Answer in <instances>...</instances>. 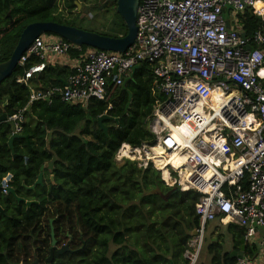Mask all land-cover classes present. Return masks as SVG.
<instances>
[{
    "label": "trees",
    "instance_id": "obj_1",
    "mask_svg": "<svg viewBox=\"0 0 264 264\" xmlns=\"http://www.w3.org/2000/svg\"><path fill=\"white\" fill-rule=\"evenodd\" d=\"M59 1L0 0V63L9 59L29 24L53 22L81 29L73 24L79 14L68 20L56 14ZM75 1L64 0V9L76 10ZM108 6L100 12L105 14ZM116 17L112 25L116 36L106 37L125 36L126 28ZM239 19L246 38L260 27L251 8ZM79 49L83 53L89 48ZM78 54L70 50L69 57L76 59ZM38 63L37 57H27L0 84V116L8 119L25 109L18 134L27 137L13 141L12 154L7 145L10 128L0 123V184L8 178L7 186L14 192L3 194L0 189V264H47L53 240L57 250L67 246V251L62 255L54 251L49 264H187L184 253L199 228L194 212L199 195L187 191L166 199L172 189L158 171L114 160L122 144L153 142L145 125L159 101L151 67L140 64L123 90L110 85L109 79L110 98L91 100L83 108L64 104L56 96L50 104H29L30 90L63 88L72 74L69 67L46 64L27 85L16 83ZM103 115L110 118L102 122L106 133L96 122ZM42 168V184L27 190ZM16 198L33 204L27 208ZM237 230L238 242L243 234ZM249 254L253 257V252ZM218 260L215 254L212 264Z\"/></svg>",
    "mask_w": 264,
    "mask_h": 264
},
{
    "label": "built area",
    "instance_id": "obj_2",
    "mask_svg": "<svg viewBox=\"0 0 264 264\" xmlns=\"http://www.w3.org/2000/svg\"><path fill=\"white\" fill-rule=\"evenodd\" d=\"M247 8L260 27L242 38L239 17ZM136 28L134 43L122 54L82 53L56 36H41L18 64L30 56L40 63L16 83L27 85L49 57L68 59L72 74L65 86L30 90L28 103L50 104L56 96L85 108L91 100L106 101L109 79L119 87L135 67L149 65L159 97L145 120L153 142L122 144L114 160L152 167L168 188L199 195L193 240L198 249L184 253L187 264H196L204 226L216 218L243 230L246 240L259 231L255 264H264V0H139ZM70 50L79 52L76 59ZM24 110L7 119L16 134Z\"/></svg>",
    "mask_w": 264,
    "mask_h": 264
},
{
    "label": "water",
    "instance_id": "obj_3",
    "mask_svg": "<svg viewBox=\"0 0 264 264\" xmlns=\"http://www.w3.org/2000/svg\"><path fill=\"white\" fill-rule=\"evenodd\" d=\"M107 4H112L115 6V14L119 16L121 21L123 22L125 28H126V34L123 37L119 38H111V37H106L102 36L93 32L89 31H84L81 29H77L74 27H68L64 25H59L57 23L53 22H47V23H33L27 25L23 31L21 32L19 39L17 41V44L12 51L9 59L3 63H0V84L9 78L15 69V67L18 65L21 57L23 54L27 51L29 46L32 44V42L46 34H50L53 36H56L63 41H66L67 43L74 45L76 47H87L89 49L98 51V52H105V53H118L122 54L124 53L132 44L134 43V40L136 38V33H137V28H136V14H137V9L139 5V0H99L98 1V7L97 10H102L104 5ZM74 5L76 6L77 9L80 7L78 4L75 2ZM226 27L229 28V22H226ZM240 36L242 38L245 37V34L243 31H238ZM138 67H135L132 71L130 76L125 79L123 85L121 86V90L124 89V84L126 81L131 79L133 72L137 69ZM116 75V69H113L112 71V76L113 79ZM113 81V80H112ZM113 82L110 83L112 85ZM131 99L130 94L128 93V100ZM5 105V104H4ZM128 105H126L125 110L128 109ZM107 116L103 115L99 117L96 122L99 125V127L102 129L104 133L107 131V127L102 125V122L104 120H108ZM113 122H117V120H112ZM6 123L9 128L11 135L8 139L7 145L11 153L13 154V149H12V143L15 139H25L27 140V137L20 136L19 134H16L14 132V123L13 122H8L7 117L5 114H2L0 116V123ZM15 157V156H14ZM50 181L52 182V177L49 178ZM43 180V168L41 169L40 174L37 177L36 182L32 187L26 188L27 190H34V187L37 185H41ZM8 178L3 181L0 184V189L5 186L7 183ZM6 193L10 195H14V192L11 188L6 189ZM181 190L178 188H173L171 192L166 196V199L173 195L181 194ZM17 203H25V206L28 208L30 205H32V202H24V200L16 198ZM0 209V213H1ZM51 236H53V233H50ZM193 237L197 236L196 231L193 232ZM56 250V244L55 241L53 240L51 243V248L49 251V257L46 260V263H50L52 258H53V253ZM67 251V246H63L57 251L58 255H62L64 252ZM235 258L237 260H243L244 256L242 254V248L240 252L234 254Z\"/></svg>",
    "mask_w": 264,
    "mask_h": 264
},
{
    "label": "crops",
    "instance_id": "obj_4",
    "mask_svg": "<svg viewBox=\"0 0 264 264\" xmlns=\"http://www.w3.org/2000/svg\"><path fill=\"white\" fill-rule=\"evenodd\" d=\"M226 22H228V20ZM43 36L45 37V39L48 37L46 35ZM70 63L71 61L65 58H48V64L50 65L69 67ZM130 74L131 73H129L126 78H124V81L130 76ZM124 81L122 82V85ZM110 95L111 92L107 90L106 101L110 98ZM232 226V224L220 222L219 218H216L212 222H208L204 226L203 238L200 244L196 264H212V258L215 254L219 259L218 264H237L240 260H237L234 254L240 252L241 248L242 254L244 256V259L241 261H245L246 264H255V260L257 258V243L260 238V232L257 231L252 240H246L244 236H242L237 242V236L239 232L237 229L239 228L235 229L236 227L233 226L235 227L233 228ZM193 240L194 237L192 236V238L188 242V247L190 248V250L192 245L194 244ZM214 249L216 250V252L214 251ZM250 252H253V257L251 256V254H249Z\"/></svg>",
    "mask_w": 264,
    "mask_h": 264
},
{
    "label": "rangeland",
    "instance_id": "obj_5",
    "mask_svg": "<svg viewBox=\"0 0 264 264\" xmlns=\"http://www.w3.org/2000/svg\"><path fill=\"white\" fill-rule=\"evenodd\" d=\"M95 1L96 0H76L75 2L80 8H76V10H72L71 13H69L63 7L64 0H60L56 14H59L63 20H68L75 14H79V17L74 16L73 18V24L75 26H79L84 31H93L105 36H116L115 32L112 30V25L117 20L114 14L115 6L113 7L112 4H109L111 6L106 8L105 14H102L97 8H92V3ZM196 249H198V247L192 245L190 253H195Z\"/></svg>",
    "mask_w": 264,
    "mask_h": 264
},
{
    "label": "bare ground",
    "instance_id": "obj_6",
    "mask_svg": "<svg viewBox=\"0 0 264 264\" xmlns=\"http://www.w3.org/2000/svg\"><path fill=\"white\" fill-rule=\"evenodd\" d=\"M256 7H257V9H262L263 8V5L261 3H257L256 4Z\"/></svg>",
    "mask_w": 264,
    "mask_h": 264
},
{
    "label": "flooded vegetation",
    "instance_id": "obj_7",
    "mask_svg": "<svg viewBox=\"0 0 264 264\" xmlns=\"http://www.w3.org/2000/svg\"><path fill=\"white\" fill-rule=\"evenodd\" d=\"M106 6H107V5H104V6H103V8H105ZM55 251H58V250H57V248H56V250H55ZM47 264H49V263H47Z\"/></svg>",
    "mask_w": 264,
    "mask_h": 264
}]
</instances>
